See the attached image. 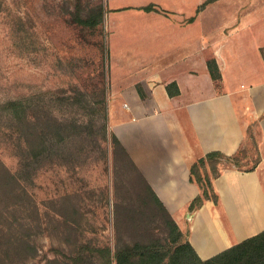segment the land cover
Here are the masks:
<instances>
[{
	"label": "rangeland",
	"instance_id": "obj_1",
	"mask_svg": "<svg viewBox=\"0 0 264 264\" xmlns=\"http://www.w3.org/2000/svg\"><path fill=\"white\" fill-rule=\"evenodd\" d=\"M132 1L0 0V264H107L101 249L168 240L165 213L110 120L104 137L101 115L73 104L84 95L109 109L106 18L132 17L111 10ZM186 2L188 15L202 9ZM101 10L94 27L74 16L98 20ZM69 125L84 130L71 160L37 156ZM256 140L248 136L230 165L251 167Z\"/></svg>",
	"mask_w": 264,
	"mask_h": 264
},
{
	"label": "crops",
	"instance_id": "obj_2",
	"mask_svg": "<svg viewBox=\"0 0 264 264\" xmlns=\"http://www.w3.org/2000/svg\"><path fill=\"white\" fill-rule=\"evenodd\" d=\"M149 3L157 10L146 11ZM170 4L133 0L111 8L132 17L106 18L110 128L208 259L264 231V0H215L196 15L182 11L186 0ZM173 82L179 92L171 95ZM250 131L256 167L225 162L213 179L218 202L190 212L200 193L190 162L210 151L236 154Z\"/></svg>",
	"mask_w": 264,
	"mask_h": 264
},
{
	"label": "trees",
	"instance_id": "obj_3",
	"mask_svg": "<svg viewBox=\"0 0 264 264\" xmlns=\"http://www.w3.org/2000/svg\"><path fill=\"white\" fill-rule=\"evenodd\" d=\"M211 1L213 0H206L202 3L199 10ZM144 9L157 10L153 3L145 6ZM102 11L103 10L100 11V17L98 20H94V15L88 14L87 12L84 13L79 11L77 15L73 14L76 21L80 25L94 27L99 23V20H102ZM262 54L264 56V47L262 48ZM208 66L212 77L216 80L221 79V72L218 68L216 60L210 59L208 61ZM103 73L106 75V71ZM167 89L171 95L179 92L178 86L175 82L168 84ZM101 102L103 103L102 110L99 109V104ZM101 102L85 98L83 95L77 97L73 101V104H78L83 109H90L93 113H99L101 115L99 120L101 122V132L104 137H107L110 135L108 130V104L106 100ZM11 104L13 105V110L15 112L18 104L15 102H12ZM93 122L94 121L92 120L90 124H86L83 127L84 130H87L89 127H93ZM78 127L79 126L75 125L66 126L65 130L60 131L57 134L59 139L53 140L51 146L46 148L48 150L46 151V149H44L39 152L37 156L45 154L49 157H59L67 161L69 159L71 160L75 155V151H73L70 143H72L74 136L79 131H84L77 129ZM111 136L114 141L120 144L119 138L115 133H111ZM239 152L240 150L234 155H226L221 151H210L204 156L190 162V181L195 183L200 189V193L190 202L188 207L190 212L202 207L207 200H213L216 203L218 202L219 196L215 191L213 179L222 174L225 162L239 164ZM256 154V159L253 160V165L251 167L247 169H242L238 165L235 167L245 171L253 170L260 159L258 150H256ZM146 182L155 204L165 213L167 225L169 227V238L166 243H160L157 241H138L134 245L118 244L114 250H112L111 247L101 249V252H103V258L107 261V264H264V231L218 253L211 258L202 259L189 239V231L186 230L185 232L180 227L152 185L148 183V181Z\"/></svg>",
	"mask_w": 264,
	"mask_h": 264
}]
</instances>
